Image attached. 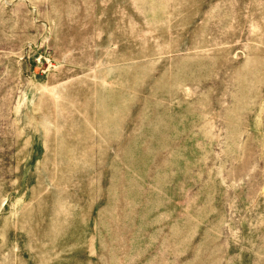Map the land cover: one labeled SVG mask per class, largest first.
<instances>
[{
    "label": "rangeland",
    "instance_id": "rangeland-1",
    "mask_svg": "<svg viewBox=\"0 0 264 264\" xmlns=\"http://www.w3.org/2000/svg\"><path fill=\"white\" fill-rule=\"evenodd\" d=\"M0 264H264V0H0Z\"/></svg>",
    "mask_w": 264,
    "mask_h": 264
}]
</instances>
